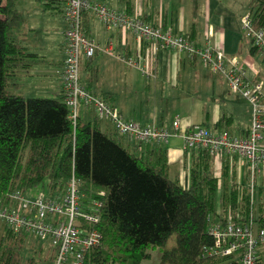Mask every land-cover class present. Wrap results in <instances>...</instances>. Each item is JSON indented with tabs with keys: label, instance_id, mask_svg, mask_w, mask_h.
I'll return each mask as SVG.
<instances>
[{
	"label": "trees",
	"instance_id": "trees-1",
	"mask_svg": "<svg viewBox=\"0 0 264 264\" xmlns=\"http://www.w3.org/2000/svg\"><path fill=\"white\" fill-rule=\"evenodd\" d=\"M18 1L0 0V200L18 191L60 198L75 177L84 202L102 203L98 229L103 241L84 264H142L151 258V247L161 254L159 264H241L238 255L204 253L214 243L208 233L211 215L229 206L243 215L250 212L249 191L231 185L228 161L218 176L207 150L189 151L190 183L183 186L170 176L167 145L128 139L113 126L104 130L97 116L85 120L79 115L74 123L63 92L31 98L11 91L20 71L42 62L13 38L22 22ZM45 4L64 17L65 0ZM249 15L264 29V0H250ZM29 239L5 229L0 264H52V248L24 257Z\"/></svg>",
	"mask_w": 264,
	"mask_h": 264
},
{
	"label": "built area",
	"instance_id": "built-area-1",
	"mask_svg": "<svg viewBox=\"0 0 264 264\" xmlns=\"http://www.w3.org/2000/svg\"><path fill=\"white\" fill-rule=\"evenodd\" d=\"M88 12L94 13L106 28L131 33L137 40L150 43L155 53L169 50L186 54L190 60L199 59L211 73L224 75L231 93L249 103L252 123L248 135L239 137L196 125L183 132L181 137L187 151L207 150L214 160L222 156H237L246 165L245 186L250 195V212L243 215L229 206L211 215L208 233L214 243L204 248L205 255L221 258L238 255L241 264H259L260 248L264 244V227L260 224L257 199V181L264 166L263 83L250 81L236 57L228 58L210 42L200 47L189 36L177 35L163 25L149 24L140 14L115 10L100 0H65L62 92L74 123L81 108L92 109L100 120L109 122L120 135L157 145H168L180 129L179 118L173 123V131L127 120L81 83L82 58L91 60L98 53L115 57L133 68L140 66L136 58L127 57L111 44L103 46L87 35L82 17ZM242 28L252 45L264 56V29L257 28L249 14L243 19ZM80 186L73 177L60 198L45 191H39L35 197L19 191L11 194L9 200H0V227L4 226L15 236L25 234L35 238L41 245L48 243L55 250L52 264H84L88 254L103 241V234L98 229L102 203L99 200L84 202Z\"/></svg>",
	"mask_w": 264,
	"mask_h": 264
},
{
	"label": "crops",
	"instance_id": "crops-1",
	"mask_svg": "<svg viewBox=\"0 0 264 264\" xmlns=\"http://www.w3.org/2000/svg\"><path fill=\"white\" fill-rule=\"evenodd\" d=\"M42 1V0H41ZM111 6L107 0H100ZM118 4V11L140 14L152 25H163L177 35L191 37L198 46L208 42L217 50L223 51L228 58H237L246 70L250 81L263 83L264 91V56L253 51L254 46L245 36L242 21L249 14L250 0H113ZM17 7V6H16ZM57 8V6H56ZM52 10V14L57 10ZM61 14L63 21V13ZM65 22V21H64ZM66 24V23H65ZM84 31L97 43L109 44L125 53L127 57L136 58L139 68H133L115 57L98 53L88 60L81 61V83L93 94L103 98L116 108L125 119L139 122L143 126L166 127L173 131L176 118L180 120V129L167 145L170 176L181 185L190 183L191 157L185 150L182 133L189 128L202 125L212 131H226L234 136H246L251 123L244 119L242 97L231 93L224 75H215L199 60H190L186 54L160 50L154 52L148 42L137 40L133 34L118 29H108L94 13H84L82 17ZM13 32V38L35 54L42 61L30 70H22L14 79L12 88L20 87L18 77L32 75L57 77V97L62 94V73L65 60V30L60 47L62 58L57 62L48 61L47 56L31 50L21 43L20 34ZM49 64L53 67L42 68ZM148 73V74H147ZM108 81V83H107ZM13 92V91H12ZM15 93V92H13ZM17 94V93H16ZM154 100L153 108L149 102ZM242 100V101H240ZM170 113V114H168ZM80 115L89 120L96 116L92 109L81 108ZM222 125H220L221 119ZM103 129H112L109 122L103 121ZM127 143V139H125ZM229 162L231 185H246V165L237 156H222L214 160L216 175L222 174L223 166ZM258 178L257 188L260 224L264 220L262 212V180ZM233 174L235 180L233 181ZM240 182V183H239ZM239 183V184H238ZM259 185V187H258ZM246 187V186H245ZM221 207V206H220Z\"/></svg>",
	"mask_w": 264,
	"mask_h": 264
},
{
	"label": "rangeland",
	"instance_id": "rangeland-1",
	"mask_svg": "<svg viewBox=\"0 0 264 264\" xmlns=\"http://www.w3.org/2000/svg\"><path fill=\"white\" fill-rule=\"evenodd\" d=\"M47 0H19L16 4V8L21 14L22 22L19 25V29L16 34H20L21 43L28 46L31 50L37 51L47 56L48 61L55 63L57 60L61 59L60 47L63 42V33L65 30V22L60 13L52 14V10H49L45 5ZM113 0H107V2L113 6L115 9H118V4L113 2ZM249 1V0H248ZM49 64H41L39 67L49 68L53 67ZM20 84L18 88H12L11 91L24 95L26 97H39V98H56L58 92V83L57 77L55 76H41V75H32L29 77H18L17 81ZM108 83V81H107ZM147 99H151L150 96L144 99V104H146ZM242 100L243 97H242ZM240 100V101H242ZM149 102V101H148ZM244 119L246 124L249 122L252 123V108L249 103L244 100ZM151 108L154 106V100L149 102ZM170 114V113H168ZM214 173L216 170L214 169ZM263 175V170H262ZM174 179V176H172ZM261 180L260 185H264ZM259 187V185H258ZM262 189V198L264 200V186ZM259 188H257V199ZM36 196V195H35ZM34 196V197H35ZM5 231L4 226L0 227V234ZM37 241L35 238H30L26 249L24 251V257H29L35 250L44 249V254L51 249L48 243H42ZM148 252L151 254V258L144 260L142 264H159L161 254L158 249L151 247ZM260 258L262 264H264V244L260 248Z\"/></svg>",
	"mask_w": 264,
	"mask_h": 264
}]
</instances>
